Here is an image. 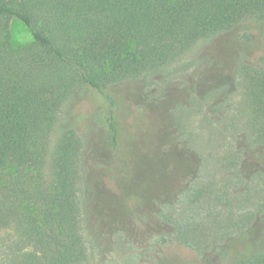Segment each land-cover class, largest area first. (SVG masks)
Masks as SVG:
<instances>
[{
	"label": "trees",
	"instance_id": "trees-1",
	"mask_svg": "<svg viewBox=\"0 0 264 264\" xmlns=\"http://www.w3.org/2000/svg\"><path fill=\"white\" fill-rule=\"evenodd\" d=\"M11 19L25 27V41L14 40ZM247 20L255 27L243 34L253 30L264 45V0H0V219L7 208L19 236L9 264H84L83 143L76 126L57 128L50 148L60 108L77 89L97 94L108 107L109 148L130 170L124 157L159 146L151 149L140 139L136 149L124 144L125 116L149 122L145 108L128 110L134 92L125 83L182 60L199 40ZM241 69L250 80L251 104L243 125L264 143V68L247 63ZM153 156L166 182L186 169L169 154ZM136 183L135 173L127 172L125 185ZM189 195L197 201L193 190ZM174 224L187 242L186 223ZM25 240L44 241L45 248L40 254L19 248ZM226 264H264V249L237 253Z\"/></svg>",
	"mask_w": 264,
	"mask_h": 264
},
{
	"label": "rangeland",
	"instance_id": "rangeland-1",
	"mask_svg": "<svg viewBox=\"0 0 264 264\" xmlns=\"http://www.w3.org/2000/svg\"><path fill=\"white\" fill-rule=\"evenodd\" d=\"M11 27L17 43L26 40L23 24L11 19ZM236 27L199 40L182 60L125 83L134 92L128 110L145 108L149 122L125 116L124 144L140 139L151 149L159 146H141L144 154L124 157L130 170L109 148L108 107L97 94L78 88L61 106L50 148L57 128L76 126L83 143L84 264H226L237 253L264 249V143L243 125L251 104L250 80L241 69L247 63L264 68V45L253 30L243 34L255 27L253 21ZM161 153L186 163V169L164 181L153 161ZM128 170L138 180L133 186L125 185ZM1 215L0 264H9L19 236L7 208ZM175 219L186 223L187 242ZM43 242L25 240L19 248L40 254Z\"/></svg>",
	"mask_w": 264,
	"mask_h": 264
}]
</instances>
